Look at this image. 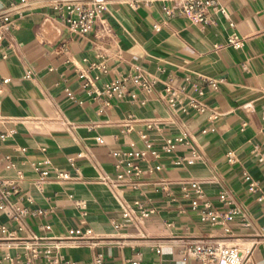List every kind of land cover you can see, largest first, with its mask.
Returning a JSON list of instances; mask_svg holds the SVG:
<instances>
[{
  "label": "crops",
  "instance_id": "0c3cea01",
  "mask_svg": "<svg viewBox=\"0 0 264 264\" xmlns=\"http://www.w3.org/2000/svg\"><path fill=\"white\" fill-rule=\"evenodd\" d=\"M20 1L0 0V9ZM219 2L226 12L201 25L169 17L161 2L112 1L86 34L70 30L54 0L14 16L0 43V81L9 80L0 87V179L19 180L11 199L27 214L0 209V264H51L47 249L76 264L97 254L106 264H201L190 248L219 241L264 264V0ZM234 33L246 39L240 49L225 46ZM138 69L155 81L150 90L108 92ZM135 150L147 152L145 173L119 193L154 211L140 224L124 219L110 185L116 154ZM41 170L50 172L44 190ZM207 202L229 218L203 221ZM76 229L92 237L74 240Z\"/></svg>",
  "mask_w": 264,
  "mask_h": 264
},
{
  "label": "built area",
  "instance_id": "2783aa9c",
  "mask_svg": "<svg viewBox=\"0 0 264 264\" xmlns=\"http://www.w3.org/2000/svg\"><path fill=\"white\" fill-rule=\"evenodd\" d=\"M37 1L38 0H21L7 8L0 9V43L11 30L16 28L17 25L14 16L17 14L21 15L32 9ZM112 1L130 6L132 9H138L143 4L161 2L169 17L178 15L185 16L193 23L201 25L213 23V13L226 12V9L220 4L219 0H54V8L63 12L66 23L72 32L86 34L94 28L97 22L102 20L104 12L108 9V5ZM169 3H175L177 7H168L167 4ZM245 40V38L234 33L228 38L225 46L240 49L244 46ZM8 81V79L0 81V87ZM154 82L155 81L146 71L138 69L136 72L130 73L121 80L108 85L107 89L108 92H117V95L122 97V90L126 84H135L150 90ZM187 100L189 105L197 112L201 113L205 111V105L194 96L188 95ZM131 122H133V118L127 122V126H130ZM151 125L152 124H149V126ZM2 137L5 138L6 135ZM97 141L101 143L102 139L98 138ZM173 147V141L168 140L166 149L171 151ZM148 148L151 149L152 144H148ZM232 155V153L228 154L229 157H232ZM154 156H157L156 152H154ZM116 157L119 174L116 181H110V185L121 199L124 219L134 224H140L143 219L149 217L154 211L144 208L139 203L131 205L122 198L119 191L124 186L135 185L136 183H133L132 180H139L145 173V170L140 167L139 161L146 159L147 152L135 150L117 153ZM156 169H160V166H157ZM49 175L50 172L48 170L39 171L36 185L40 190H44ZM60 178L67 179L68 176L67 174H60ZM190 186L195 189L199 198L205 197L199 182H190ZM254 190V184L251 183L250 191ZM18 194H20L19 180L0 179V209L7 210L16 220H22V217L27 214V211L21 206V198L18 201H12L11 199L13 195ZM229 198L230 196L226 192L221 193L219 196V200L222 202H227ZM194 204L197 205V202ZM211 207L212 204L210 202L205 204L206 211H204L202 215L203 221L216 222L223 218H229V214L225 215L218 211L211 210ZM236 210L237 209H234L231 212L235 213ZM70 235L72 239L80 241L89 240L92 237L90 230L83 233L81 229L71 230ZM27 249L30 250L33 257H39L41 254L35 247L28 246ZM188 253L196 257L201 264H246L250 259L249 253L245 254L238 245H228L222 241L208 244L199 243L191 247ZM42 255L51 264H76L75 262L64 260L62 257H57L52 249L45 250ZM94 264H106L104 256L102 254H97L94 258ZM131 264H139V262L133 261Z\"/></svg>",
  "mask_w": 264,
  "mask_h": 264
}]
</instances>
